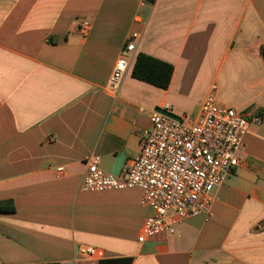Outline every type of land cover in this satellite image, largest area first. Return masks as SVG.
Wrapping results in <instances>:
<instances>
[{
	"label": "crops",
	"instance_id": "crops-1",
	"mask_svg": "<svg viewBox=\"0 0 264 264\" xmlns=\"http://www.w3.org/2000/svg\"><path fill=\"white\" fill-rule=\"evenodd\" d=\"M81 21L91 23L84 38ZM136 55L174 67L163 90L125 76L109 92L133 33ZM264 0H0V264H75L76 248L131 264H264V121L215 190L213 217L140 243L150 210L139 190L82 192L87 162L120 175L139 156L151 111L199 118L218 103L264 107ZM64 166L56 179L50 167Z\"/></svg>",
	"mask_w": 264,
	"mask_h": 264
},
{
	"label": "built area",
	"instance_id": "built-area-1",
	"mask_svg": "<svg viewBox=\"0 0 264 264\" xmlns=\"http://www.w3.org/2000/svg\"><path fill=\"white\" fill-rule=\"evenodd\" d=\"M79 32L84 38L91 23L81 21ZM139 33H133L115 63L109 78V92L118 97L123 81L136 60ZM206 97L198 119L176 116L168 103L155 107L150 127L142 131V149L129 159L120 175L100 167L101 158L87 162L80 190L100 193L136 189L142 193L141 205L150 210L140 243L164 234H176L184 221L213 217L214 193L240 166L245 151V137L252 124L260 126L264 116L239 112L218 103L216 87ZM56 179L65 176L64 166L50 167ZM101 253L90 246L76 248L75 264L95 262ZM69 264V263H63Z\"/></svg>",
	"mask_w": 264,
	"mask_h": 264
},
{
	"label": "trees",
	"instance_id": "trees-1",
	"mask_svg": "<svg viewBox=\"0 0 264 264\" xmlns=\"http://www.w3.org/2000/svg\"><path fill=\"white\" fill-rule=\"evenodd\" d=\"M154 3L156 0H149ZM264 58V54H263ZM174 67L166 62L153 58L145 54H139L136 57L132 76L134 79L145 82L149 85L166 90L169 88L173 76ZM255 114L264 116V107L260 108ZM15 206L12 201L0 202V214L14 213ZM132 259H105L98 264H131ZM56 264V263H51Z\"/></svg>",
	"mask_w": 264,
	"mask_h": 264
}]
</instances>
